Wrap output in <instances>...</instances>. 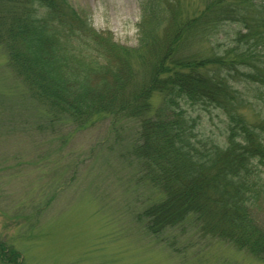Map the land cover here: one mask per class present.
Segmentation results:
<instances>
[{
    "label": "trees",
    "instance_id": "obj_1",
    "mask_svg": "<svg viewBox=\"0 0 264 264\" xmlns=\"http://www.w3.org/2000/svg\"><path fill=\"white\" fill-rule=\"evenodd\" d=\"M139 1L128 46L67 0H0V47L50 124H135L147 234L190 226L264 262V0Z\"/></svg>",
    "mask_w": 264,
    "mask_h": 264
},
{
    "label": "rangeland",
    "instance_id": "obj_2",
    "mask_svg": "<svg viewBox=\"0 0 264 264\" xmlns=\"http://www.w3.org/2000/svg\"><path fill=\"white\" fill-rule=\"evenodd\" d=\"M67 2L94 28L135 45L139 0ZM48 118L0 47V242L21 264H264L190 226L146 233L135 166L123 155L134 123L115 135L107 122L77 131Z\"/></svg>",
    "mask_w": 264,
    "mask_h": 264
}]
</instances>
